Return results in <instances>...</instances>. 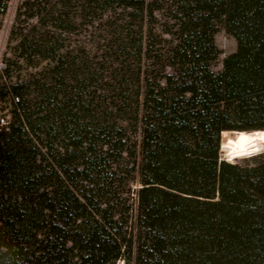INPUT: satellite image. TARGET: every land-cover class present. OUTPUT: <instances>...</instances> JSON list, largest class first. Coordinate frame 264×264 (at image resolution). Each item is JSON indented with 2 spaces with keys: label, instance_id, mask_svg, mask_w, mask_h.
<instances>
[{
  "label": "trees",
  "instance_id": "1",
  "mask_svg": "<svg viewBox=\"0 0 264 264\" xmlns=\"http://www.w3.org/2000/svg\"><path fill=\"white\" fill-rule=\"evenodd\" d=\"M84 1L155 10L148 0ZM169 1L176 31L164 49L140 47L145 69L126 116L90 115L65 77L45 79L32 98L12 86L0 264H264V156L219 160L223 132L264 129V0ZM33 2L22 5L37 18ZM218 23L236 49L213 71ZM247 135L237 132L228 159Z\"/></svg>",
  "mask_w": 264,
  "mask_h": 264
},
{
  "label": "rangeland",
  "instance_id": "2",
  "mask_svg": "<svg viewBox=\"0 0 264 264\" xmlns=\"http://www.w3.org/2000/svg\"><path fill=\"white\" fill-rule=\"evenodd\" d=\"M2 1L0 96L8 94L0 99V112L7 110L11 120V97L17 92L12 86L25 87L27 97L32 98L35 86L49 77H65L67 91L81 93L90 115L126 116L125 105L134 96L137 79L145 69L140 47L147 41L155 49H164L172 38L166 32L176 31L169 0H148L155 8L151 15L116 2L89 5L84 0H34L33 11L43 13L37 18L29 16L31 10L22 5L24 0ZM214 42L220 54L211 69L220 71L223 58L235 51L236 40L218 23ZM120 100H124V110L117 112L114 105ZM239 132L248 137L233 160L224 155V150L234 142L237 132L222 133L221 156L226 161L253 163L264 156V129ZM139 186L131 185V225H135V190ZM115 264L127 263L121 258Z\"/></svg>",
  "mask_w": 264,
  "mask_h": 264
},
{
  "label": "built area",
  "instance_id": "3",
  "mask_svg": "<svg viewBox=\"0 0 264 264\" xmlns=\"http://www.w3.org/2000/svg\"><path fill=\"white\" fill-rule=\"evenodd\" d=\"M11 102L12 104L17 103L18 96L12 95ZM11 121L10 114L7 113V110L0 112V133L8 132L10 130Z\"/></svg>",
  "mask_w": 264,
  "mask_h": 264
},
{
  "label": "water",
  "instance_id": "4",
  "mask_svg": "<svg viewBox=\"0 0 264 264\" xmlns=\"http://www.w3.org/2000/svg\"><path fill=\"white\" fill-rule=\"evenodd\" d=\"M254 130H256V129H254ZM234 131H237V132H239V131H249V130H234ZM221 142H222V135H221V137H220V143H219V160H225L222 156H221ZM226 161V160H225Z\"/></svg>",
  "mask_w": 264,
  "mask_h": 264
},
{
  "label": "bare ground",
  "instance_id": "5",
  "mask_svg": "<svg viewBox=\"0 0 264 264\" xmlns=\"http://www.w3.org/2000/svg\"><path fill=\"white\" fill-rule=\"evenodd\" d=\"M233 132H237V131H233ZM221 146H222V142H221ZM221 150H222V148H221ZM221 150H220V151H221Z\"/></svg>",
  "mask_w": 264,
  "mask_h": 264
}]
</instances>
